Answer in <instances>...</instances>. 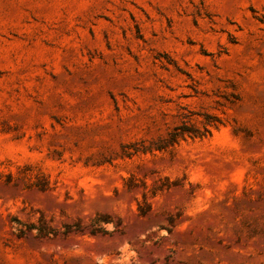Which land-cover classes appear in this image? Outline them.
Returning a JSON list of instances; mask_svg holds the SVG:
<instances>
[{"label": "rangeland", "instance_id": "obj_1", "mask_svg": "<svg viewBox=\"0 0 264 264\" xmlns=\"http://www.w3.org/2000/svg\"><path fill=\"white\" fill-rule=\"evenodd\" d=\"M0 264H264V0H0Z\"/></svg>", "mask_w": 264, "mask_h": 264}, {"label": "trees", "instance_id": "obj_2", "mask_svg": "<svg viewBox=\"0 0 264 264\" xmlns=\"http://www.w3.org/2000/svg\"><path fill=\"white\" fill-rule=\"evenodd\" d=\"M183 134V133H182ZM182 134H177V133H171V135L173 136V138L175 139V138H178L180 135H182Z\"/></svg>", "mask_w": 264, "mask_h": 264}]
</instances>
